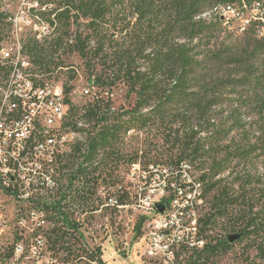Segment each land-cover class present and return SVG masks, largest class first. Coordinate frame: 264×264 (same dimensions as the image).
<instances>
[{
    "label": "trees",
    "instance_id": "trees-1",
    "mask_svg": "<svg viewBox=\"0 0 264 264\" xmlns=\"http://www.w3.org/2000/svg\"><path fill=\"white\" fill-rule=\"evenodd\" d=\"M42 1L54 5L49 16L55 14L59 23L51 29L50 50L73 47L88 60V45L94 43L100 70L93 84L104 89L122 82L136 97L130 110L118 113L99 96L80 108L69 98L72 88L64 87L69 107L66 126L82 133L84 139L74 144L70 154L57 159L53 171L69 172L70 192L50 202L35 203L51 225L47 238L59 261L79 264L87 258L104 264L101 248L83 246L81 224L69 212L82 201L71 190L78 180L95 179L116 187L114 200L126 205L127 194L118 190L125 179L115 175L117 169L110 162L119 161L118 149L131 130L139 132L157 121L163 129L164 144L176 149L169 163L187 162L200 173L196 181L204 184L205 203L210 205L209 210L204 208L201 219L206 246L189 258L190 263L227 253L234 243L264 231V174L246 169L254 159H263L264 167V0ZM227 6L234 12L237 7L238 17L241 12L253 10L260 11L261 16L251 20L243 33H232L218 49L206 48L207 41L220 37L226 21L216 9ZM73 26L74 44H69ZM40 46L33 39L28 53L42 68L46 64L43 49H36ZM217 64L241 69L246 101H212L217 93L208 83ZM215 83L218 86L217 80ZM228 103L232 106L218 113L226 114L219 123L214 112ZM247 111L255 114V142L246 137L248 124L242 115ZM236 131L242 133L239 140L231 137ZM100 158L103 162L99 163ZM140 158L132 155L130 165ZM226 173L227 177L222 178ZM97 210L99 207L93 206L92 211ZM144 221L145 217H139L135 225L138 235L142 234ZM219 222L230 235L239 234L240 239L232 244L228 241L230 235L224 239L209 236ZM258 250L264 259V247Z\"/></svg>",
    "mask_w": 264,
    "mask_h": 264
},
{
    "label": "built area",
    "instance_id": "built-area-1",
    "mask_svg": "<svg viewBox=\"0 0 264 264\" xmlns=\"http://www.w3.org/2000/svg\"><path fill=\"white\" fill-rule=\"evenodd\" d=\"M53 9L42 0H4L0 16V190L23 203H30V170L53 172L57 159L80 141L79 133L66 126L69 107L63 86L49 82L28 53L30 33L44 45V37H51L59 24L55 14L49 16ZM216 12L235 14L230 6ZM83 93L89 95L90 89ZM196 176L200 173L187 162L143 165L139 160L129 166L118 188L128 203L118 205L110 198L120 211L132 205L145 217L142 238L151 264H185L187 256L205 248L204 184L196 183ZM162 203L167 206L160 212L157 204ZM30 215L40 217L30 211L16 213L10 247L0 245V264H58L47 238L50 229H31ZM0 223L1 233L11 231L7 222Z\"/></svg>",
    "mask_w": 264,
    "mask_h": 264
},
{
    "label": "rangeland",
    "instance_id": "rangeland-1",
    "mask_svg": "<svg viewBox=\"0 0 264 264\" xmlns=\"http://www.w3.org/2000/svg\"><path fill=\"white\" fill-rule=\"evenodd\" d=\"M235 8V14L231 13L225 16V22L222 25V32L220 37L213 41H207L206 48L218 49L220 44L231 38L233 34L243 33L251 20L256 21L260 15V11L253 10L249 12L240 13L239 9ZM238 10V11H237ZM221 30V29H220ZM76 27L71 28L69 44H74V32ZM228 38V39H227ZM33 41V35L30 33V42ZM50 37H44V45L36 49H43L45 53V66L41 68L38 63H35L39 72L45 75V78L54 85H61L64 87L70 86L71 93L69 98L71 102L80 108L91 102L94 97L99 96L104 103H109L113 112H123L130 110L136 100L135 94L132 90L122 82H117L114 86H105L104 89L97 88L93 83L96 80V73L100 70L98 59L93 53L94 43L88 45L89 54L88 60L82 59L80 54L75 51L73 47H64L58 51L52 52L49 46ZM228 42V41H227ZM73 46V45H72ZM33 61V57L30 56ZM34 62V61H33ZM235 70V71H234ZM231 72V76H229ZM214 73L216 74L214 76ZM211 81L208 83L210 87L214 88L213 92L217 95L212 101L215 102H244V74L241 69L236 67H228L224 64H217L212 72ZM216 80L217 85L216 86ZM228 82H232L230 86ZM93 86H90L92 85ZM215 84V85H214ZM230 86V87H229ZM90 89V94H82L84 89ZM230 106H232L230 104ZM229 103L221 109L217 108L214 114L218 115L219 123L225 120L226 114H218L221 111L230 108ZM167 109L168 106H165ZM243 120L247 123V138L255 142L258 133L255 132L254 122H256L255 114L252 111L243 112ZM160 122L149 126L141 131L131 130L126 136L123 143L118 149L120 152L119 161L112 160L110 165L116 168L115 175L125 178L129 170V160L132 155L137 154L139 160L143 165L148 163H169L171 155L174 156L176 149H173L171 144H164L163 129L159 127ZM82 128V124H79ZM251 129V130H250ZM78 132V131H77ZM79 133V140L83 141L84 136ZM242 133H233L231 137L237 140L241 138ZM102 158L97 162H103ZM263 159H254L252 165H248L246 169H252L253 174H264V167L262 166ZM69 172L65 171L62 174L53 173L45 169L30 170V203H23L14 201L7 191L0 190V221L7 222L8 228L4 233L0 231V245L6 248L10 247L12 239V232L15 229L16 213L22 212L26 214L34 212L39 214V218H34L30 215L29 225L31 229L42 228L47 231L50 229V223L42 215L40 207H36L35 203L42 201H52L64 193H69L70 188L68 184ZM227 173L222 177L226 178ZM96 178V177H95ZM51 181V182H50ZM227 180V182H229ZM78 180L75 187L72 188L71 193H75L80 202L79 206L70 207L69 212L75 214L81 224V232L84 234L83 246L88 249L101 248L102 260L104 264H151L147 255H145L146 246L141 235L135 231V225L141 216L140 210L133 209L132 205L128 208L115 210L107 198L114 197L116 187L95 182V179L84 182ZM124 184V181H123ZM69 189V190H68ZM85 198L86 200H83ZM104 205H100V204ZM93 206L99 207V210L92 211ZM209 203L206 207L209 210ZM45 219V222L43 220ZM1 224V223H0ZM1 228V226H0ZM230 234L223 225L219 222L211 229L209 236L213 239H224ZM261 234V235H260ZM259 235H254L251 239H246L243 242L232 243L233 246L227 253H222L211 257L208 261H201L197 264H264L263 255L259 253L258 248L264 247V231ZM8 246V247H7ZM64 255V254H63ZM58 264H64L58 261ZM79 264H97L92 263L89 259L84 258ZM185 264H191L189 257L185 258Z\"/></svg>",
    "mask_w": 264,
    "mask_h": 264
},
{
    "label": "water",
    "instance_id": "water-1",
    "mask_svg": "<svg viewBox=\"0 0 264 264\" xmlns=\"http://www.w3.org/2000/svg\"><path fill=\"white\" fill-rule=\"evenodd\" d=\"M166 206H167V203L157 204V207H158V209L160 210V212H163V211L165 210ZM240 237H241V236H240L239 234L230 235V236L228 237V241H229L230 243H234V242H236L237 240H239Z\"/></svg>",
    "mask_w": 264,
    "mask_h": 264
},
{
    "label": "bare ground",
    "instance_id": "bare-ground-1",
    "mask_svg": "<svg viewBox=\"0 0 264 264\" xmlns=\"http://www.w3.org/2000/svg\"><path fill=\"white\" fill-rule=\"evenodd\" d=\"M3 11H4V0H2V1L0 2V16L2 15ZM45 38H46V37H45ZM196 183H199V182L196 181Z\"/></svg>",
    "mask_w": 264,
    "mask_h": 264
}]
</instances>
